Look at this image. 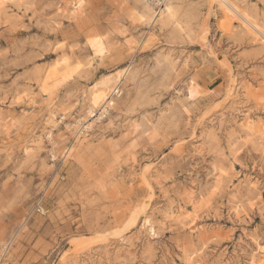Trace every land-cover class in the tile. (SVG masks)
<instances>
[{
  "label": "rangeland",
  "instance_id": "374dc122",
  "mask_svg": "<svg viewBox=\"0 0 264 264\" xmlns=\"http://www.w3.org/2000/svg\"><path fill=\"white\" fill-rule=\"evenodd\" d=\"M79 1L0 2V264H264V37L208 0H171L180 29Z\"/></svg>",
  "mask_w": 264,
  "mask_h": 264
},
{
  "label": "bare ground",
  "instance_id": "6f19581e",
  "mask_svg": "<svg viewBox=\"0 0 264 264\" xmlns=\"http://www.w3.org/2000/svg\"><path fill=\"white\" fill-rule=\"evenodd\" d=\"M3 1L4 0H0V2H3ZM76 1H78V0H76ZM208 1H209V3H208V12H207L208 15L212 13V8H213L212 5L214 6V4H215V7L222 13V17H223V20L222 21H225L229 25H232L231 24L232 20L237 17L238 18L237 20H240L242 24L245 23L246 24L245 26H248L249 28L254 29V31H256L255 32L256 34L257 33H260L264 37V27H261L260 25H258V23L256 22V20L253 17H251L249 14H247L245 11H243V9H240L234 2H231L230 0H208ZM82 5H83V1L81 0V1L77 2V5L75 6L74 9L80 10V9H82V7H84ZM162 5H163V8L161 9L160 8V5L157 4V1L156 0H149L148 1V4H147V6L149 8H156V10L158 11L157 14H156V16L158 17V19H157L158 22H160V21H163V22L166 21V23H167V21L168 22H172L175 26H177L180 29L181 27L178 24L179 20L176 19V12L174 10V6L172 5L171 0H164L162 2L161 6ZM167 24H169V23H167ZM166 25H164V26H166ZM206 26H207V24H206ZM204 31H205V28H204ZM249 33H251V32H249ZM202 38L204 39V37H202ZM256 40H258V39H256ZM145 43L147 44L148 43V40ZM93 46H94V52L97 55V57L99 58V60H102L103 58H105L104 55L109 54L110 51H111V49H112V46L108 45L103 38L102 39H99L98 41L96 40L95 41V45H93ZM129 72H132V71H130V66L125 67L124 69L117 71V74L114 77H111V76L104 77L98 83H96L95 85H93L89 89L90 91L88 92L89 93V99L88 98L87 99L89 100L90 106H89V109L87 111H89L90 113H94L96 110L101 109L103 106L104 107H107V108L109 106H112L114 103L111 104L110 102H108V100L112 96V94L114 93L115 89L117 88V85L120 84V81L122 80V78L125 75L129 74ZM130 74H133L134 75V73H130ZM132 76H131V78H133ZM125 79L126 78H124V80ZM97 119H94V120L97 121ZM254 124H256V123H254ZM254 124L251 123V121H249V120L244 121L243 127H244V130H245L247 136H253L254 133L256 132V130L258 129V126H259L258 123L256 125H254ZM91 127H92V125H91V122H90V124H88L85 127V130H87V129L91 128ZM77 130H78V127H77ZM145 222L147 224L149 223L148 220L145 221Z\"/></svg>",
  "mask_w": 264,
  "mask_h": 264
},
{
  "label": "built area",
  "instance_id": "2783aa9c",
  "mask_svg": "<svg viewBox=\"0 0 264 264\" xmlns=\"http://www.w3.org/2000/svg\"><path fill=\"white\" fill-rule=\"evenodd\" d=\"M157 1V4H159L160 6H161V4H162V2L164 1V0H156ZM110 110H111V107H102L100 110H98L97 112H96V116H97V118H100V119H103V118H105L106 116H108V114H109V112H110ZM95 116V115H94Z\"/></svg>",
  "mask_w": 264,
  "mask_h": 264
}]
</instances>
